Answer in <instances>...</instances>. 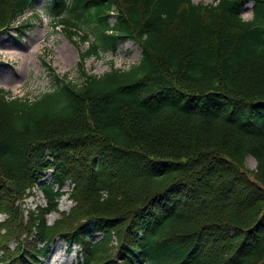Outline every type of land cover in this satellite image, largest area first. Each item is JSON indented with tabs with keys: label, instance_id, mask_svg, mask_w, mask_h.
Here are the masks:
<instances>
[{
	"label": "trees",
	"instance_id": "1",
	"mask_svg": "<svg viewBox=\"0 0 264 264\" xmlns=\"http://www.w3.org/2000/svg\"><path fill=\"white\" fill-rule=\"evenodd\" d=\"M33 5L0 0V29ZM49 11L69 37L94 36L84 58L127 39L142 55L34 99L0 90V261L43 264L60 236L81 246L77 264L263 263L264 0H52ZM68 181L76 204L49 224ZM36 185L47 205L25 218Z\"/></svg>",
	"mask_w": 264,
	"mask_h": 264
},
{
	"label": "rangeland",
	"instance_id": "2",
	"mask_svg": "<svg viewBox=\"0 0 264 264\" xmlns=\"http://www.w3.org/2000/svg\"><path fill=\"white\" fill-rule=\"evenodd\" d=\"M192 1L193 3L203 2L211 4L216 0ZM50 2L51 0H35V7L28 10L21 17V30L11 27L0 33V88L8 91L10 98L34 99L44 91L52 88L57 77L78 82L83 76V72L103 74L110 70L112 64L117 68L126 69L140 60L142 48L135 42L126 40L119 42L115 51L101 50L98 56L85 57L81 64L79 53L84 54L94 38L91 37L90 42H82L78 36L69 37L65 31L66 25L59 24V18L49 14L48 7L51 4ZM242 14L245 19L252 18L251 4L243 9ZM111 20L114 22L115 17L111 16ZM43 27L45 28L44 37L41 39L42 42L38 52L33 56L31 55V49L28 50V48L35 38H30L29 35H37ZM64 45L65 48L72 51L76 56V58L73 57V62L70 64L58 61L61 47ZM7 47H14L11 50H17L20 53L28 55L30 62L25 72V61L16 56L9 55ZM4 75L15 78L19 86L15 88L13 85L3 82L1 77ZM245 163L249 171L255 170L256 160L252 156L248 155L245 158ZM45 204V198L38 192L34 196L27 197L23 203V207L28 209ZM73 205L74 202L68 198V195H65L61 198L59 207L61 211L68 212ZM60 216V212H52L47 216V220L49 223H52ZM3 217V215L0 216V220ZM98 237L99 235H94V239ZM15 246L16 243L14 241L9 243L11 249H14ZM78 250L79 246L68 244L63 239L57 238L51 245L48 256L42 259V263L76 264L80 257ZM0 264L5 263L0 262ZM261 264H264V262Z\"/></svg>",
	"mask_w": 264,
	"mask_h": 264
},
{
	"label": "bare ground",
	"instance_id": "3",
	"mask_svg": "<svg viewBox=\"0 0 264 264\" xmlns=\"http://www.w3.org/2000/svg\"><path fill=\"white\" fill-rule=\"evenodd\" d=\"M44 32H45V28L43 27L40 29V31L37 33V35H32V34L29 35L30 38L31 37L35 38L34 41H32L31 46L28 48V50L31 49V55L35 56V54L38 52V50L40 48V44L42 42L41 39L44 37V34H45ZM7 48L9 49V51H8L9 55L16 56L18 58H21L23 61H25L24 62L26 64V67L24 69V72H25L27 70V65L30 62L28 55L20 53L17 50H15V51L11 50L14 47H7ZM60 51H61V54L58 58L59 62H63L64 64H70L73 62V57L76 58V56L73 54L72 51H69L67 48H65V45L61 47ZM1 80L3 82H5L6 84L13 85L15 88H17L19 86V83L17 82V80L15 78H13L12 76L4 75L1 77Z\"/></svg>",
	"mask_w": 264,
	"mask_h": 264
}]
</instances>
